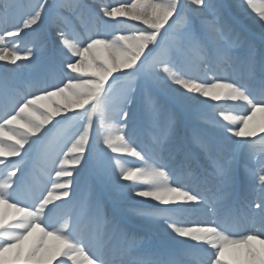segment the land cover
Segmentation results:
<instances>
[{"label": "snow or ice", "instance_id": "6c2138e0", "mask_svg": "<svg viewBox=\"0 0 264 264\" xmlns=\"http://www.w3.org/2000/svg\"><path fill=\"white\" fill-rule=\"evenodd\" d=\"M246 8L264 30V0ZM0 61L15 66L0 80V264H264V31L246 39L216 0H0ZM38 136L57 145L47 181L22 168ZM93 161L107 197L134 202L124 219L99 188L79 196ZM128 221L166 258H141Z\"/></svg>", "mask_w": 264, "mask_h": 264}, {"label": "bare ground", "instance_id": "6f19581e", "mask_svg": "<svg viewBox=\"0 0 264 264\" xmlns=\"http://www.w3.org/2000/svg\"><path fill=\"white\" fill-rule=\"evenodd\" d=\"M94 1L96 4H103L106 2V0H94ZM108 1L109 0H107V2ZM114 1L120 2V0H114ZM234 1H236V0H230L231 3ZM241 2L242 1L240 0L239 3H241ZM103 5H105V4H103ZM111 6H119V3L113 4ZM191 9H192V7H191ZM247 9H245L244 7H241L238 10V16L240 17V20L244 21L247 19V23H248L249 28L260 39L262 31H264L260 27V23L262 21H259V18L257 17L256 13L252 12V10L250 8H247ZM136 23H138L140 26H144V25L140 24L139 22H136ZM144 27H146V26H144ZM17 64H18V62H17ZM14 67L15 66L9 65L5 61H0V70L3 72H4L5 68H14ZM24 71L25 70L23 68H20L17 73L13 74L15 76V79L23 76ZM4 75H5V72H4ZM19 88L23 89V86H20ZM25 92H27L26 89H25ZM260 122H264V112H257L255 123L258 125ZM188 127H189V125L186 122L185 126H184V132L185 133L187 132ZM182 134H184V133H182ZM259 135H264V133L258 132L257 137ZM33 139H35V138H33ZM233 139H237V138H233ZM38 146H39V144H38ZM25 148L27 150L28 146L26 145ZM38 148L33 147L32 150L29 152L27 157H30V155L32 153H33V155H38L40 152V150H38ZM17 159H20V158H9V160H17ZM126 159H127V165L126 166H134V165L139 163V161H137L135 158H126ZM94 178L98 180V182L101 184L102 189H103V185H102L100 178L97 174V163L95 161L92 162V166L90 167V171L87 172L85 170L83 172V175L79 177L80 182H79L78 192H79V196H81V198L88 195L90 193L91 189L97 188V186L93 182ZM258 188H259L258 178L255 181H253L249 176H247L244 173L243 169H241V173H240L241 195H242V197L247 198V201H248V203H250L252 205L253 210L255 209V203L254 202L258 198V194L256 192V190ZM101 194L105 197L107 210L109 211L110 214H114L117 218L120 217V218L124 219L125 218L124 217L125 210L134 206V202L132 200L113 201L111 198L107 197V194L104 192V189L101 192ZM136 199H141V198H136ZM55 203H61V202L57 201ZM113 210L116 214L113 213ZM128 226L133 232H137V230H135V228H136V229L140 230V233H143L145 235L144 240L137 242L138 255L141 258H143L145 260H158V259H165L166 258V253H167L168 248H169V244L167 241L162 240L159 235H157L156 233L151 231L149 228H147V226L141 221H128ZM137 233H139V231ZM57 264H58V262H57Z\"/></svg>", "mask_w": 264, "mask_h": 264}, {"label": "rangeland", "instance_id": "374dc122", "mask_svg": "<svg viewBox=\"0 0 264 264\" xmlns=\"http://www.w3.org/2000/svg\"><path fill=\"white\" fill-rule=\"evenodd\" d=\"M239 1L240 0H236V1L231 3L230 0H216L217 3L224 5L227 14L236 23L237 28L243 33V36L246 39H248V40H255L257 45H259L260 39L249 28L248 23H247V19L243 21V20H240V17L238 16V10L241 7H244L245 9H247L246 8V0H241L242 1L241 3H239ZM87 2L96 4L94 0H87ZM184 2L187 3V0H184ZM118 3H120V2L119 1H114V0H109L107 2V0H106V2L103 3V4H105V5H113V4H118ZM65 11H66L67 14H70L69 10L66 9ZM187 11L189 13L192 12L191 6H189L187 8ZM103 19L108 21L110 24H115L116 23L115 20H111L108 17H104ZM119 19L126 20V18H119ZM126 22L128 24H134V25H136L138 27H144V26H140L138 23H136L134 21H127L126 20ZM169 23H171V21H169ZM26 31H30V30H26ZM43 31L44 30H42L41 33H36V34H34L32 36H29V37L25 38L24 41L19 45V47L21 49H23L25 47V45H31V44H35L37 47H40V40H41V36L43 34ZM21 35L23 36V33ZM47 46H48L47 43H45V45L43 46V48L41 50L44 51L47 48ZM42 59H47V56L46 55L43 56ZM18 65H25V67H22L25 71H24L23 76L15 79V83H16V85L18 87L23 86V89H21V90L26 89V91H28L29 90V81L32 78V73H33L34 70L29 68V67H27L28 61H24V60L18 61ZM73 75H76V74H73ZM115 75L116 74H114V76ZM3 77H4V72L0 70V80H2ZM56 119H59V118L57 117ZM53 123H55V120L53 121ZM50 127H51V125H47L45 130L47 128H50ZM40 135H43V133H41ZM35 139L38 140V143L34 146V148H36V147L38 148L39 147L38 148V150H39L40 147L42 146L41 149H40L41 153L39 152V154L37 155V158H36L38 160L36 161V159H34L35 156L32 153L30 155V157H25L24 158V162H23L22 168L25 171V174H28V172L32 170L34 163H36L37 164V168L40 169L39 173L41 174V179L44 180V181H47L48 180L47 173L52 171L51 164H50V154L56 149L57 145L49 143V138H44L43 140H41L39 138V136H38V137H35ZM38 144H39V146H38ZM88 170H90V165L86 169V171H88ZM52 178L54 179V172L52 173ZM93 182H95V184L98 186V188L102 191V188H101L100 184L98 183V181L95 180ZM143 238L144 237L142 235H138V240H141Z\"/></svg>", "mask_w": 264, "mask_h": 264}]
</instances>
